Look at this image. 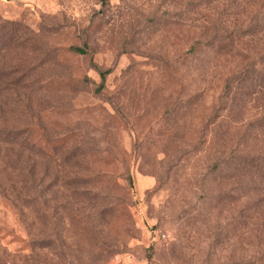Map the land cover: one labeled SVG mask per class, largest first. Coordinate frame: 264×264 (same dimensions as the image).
Masks as SVG:
<instances>
[{
    "label": "rangeland",
    "instance_id": "374dc122",
    "mask_svg": "<svg viewBox=\"0 0 264 264\" xmlns=\"http://www.w3.org/2000/svg\"><path fill=\"white\" fill-rule=\"evenodd\" d=\"M241 263L264 0H0V264Z\"/></svg>",
    "mask_w": 264,
    "mask_h": 264
},
{
    "label": "trees",
    "instance_id": "16d2710c",
    "mask_svg": "<svg viewBox=\"0 0 264 264\" xmlns=\"http://www.w3.org/2000/svg\"><path fill=\"white\" fill-rule=\"evenodd\" d=\"M73 49L76 50V51H79L81 53H85L84 49H79V48H73ZM102 76L104 77V74H102Z\"/></svg>",
    "mask_w": 264,
    "mask_h": 264
},
{
    "label": "built area",
    "instance_id": "2783aa9c",
    "mask_svg": "<svg viewBox=\"0 0 264 264\" xmlns=\"http://www.w3.org/2000/svg\"><path fill=\"white\" fill-rule=\"evenodd\" d=\"M165 235H163V237H164Z\"/></svg>",
    "mask_w": 264,
    "mask_h": 264
}]
</instances>
